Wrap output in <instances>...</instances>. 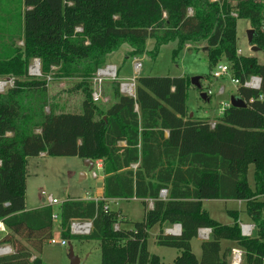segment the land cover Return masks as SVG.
I'll return each instance as SVG.
<instances>
[{"label": "trees", "instance_id": "1", "mask_svg": "<svg viewBox=\"0 0 264 264\" xmlns=\"http://www.w3.org/2000/svg\"><path fill=\"white\" fill-rule=\"evenodd\" d=\"M20 2L23 8L17 18L22 47L0 54V77L14 80L12 87L0 92V221L5 228L0 246L12 248L0 255V264H43L42 246L54 227L52 209L25 210L26 161L42 152L102 161L103 199L63 201L59 224L61 237L68 239L72 219L90 220L92 230L83 237L98 241L100 264H161L160 257L147 248L148 231L155 224L161 225L155 243L178 250L171 264H229L231 247H222L223 240L242 249L241 264H262L264 101L258 96L264 93V65L255 57L237 55L236 22L249 21L254 29L252 45L264 52V3ZM148 40L153 41L150 50L146 49ZM169 42H175L173 58L189 44L205 48L209 66L221 60L229 63L231 77L239 82L236 95L246 107H228L211 127L208 120L189 116L190 78L168 75L137 76L133 97L121 93L115 82L113 102L103 111L94 104L88 80L106 64L109 54L127 44L128 57L148 54L154 59ZM33 58L40 61L42 75L37 78L27 73ZM47 75L80 79L78 87L84 94L80 112H43L45 101L40 96L46 91ZM251 75L262 78L260 90L242 86ZM33 93L39 95V102L30 100ZM119 141L125 145H118ZM249 165L253 166V186L247 181ZM161 190H166L164 198ZM132 197L141 199L144 206L145 199H152V207L145 209L140 221H128L106 207L108 199ZM202 199L244 201V212L254 224L252 235L240 234L237 211H228L233 223H220L202 208ZM115 223L119 225L116 230ZM174 224L180 225L179 234L164 233V228ZM200 228H209L210 233L201 241L197 258L190 241Z\"/></svg>", "mask_w": 264, "mask_h": 264}, {"label": "rangeland", "instance_id": "2", "mask_svg": "<svg viewBox=\"0 0 264 264\" xmlns=\"http://www.w3.org/2000/svg\"><path fill=\"white\" fill-rule=\"evenodd\" d=\"M264 3V0H258ZM23 8L20 0H0V54L18 50L22 47L19 38V23L18 11ZM264 16V11H263ZM264 23V20H263ZM250 23L247 19H237L236 35H237V55L253 54L256 61L264 65V52L262 50L250 51V46L247 42L246 31L250 29ZM262 30V28H261ZM153 41L148 40L146 49L150 50ZM175 47V42H169L162 45L157 56L152 59L148 54H143L139 57L141 67L137 76H186L189 78L199 77L200 89H197L190 83L187 91L186 105L189 113H193L195 117L210 118L214 111L219 112L221 103L229 100V97L236 93V86L231 82L227 75L221 78H213L212 73L215 66H209L206 58V50L203 46L185 45V47L172 57V49ZM129 46L123 44L118 50L107 56L115 61L118 69L117 79H105L100 85L101 99L94 104L103 111L106 103L112 99L113 87L115 82H127L134 75L133 59L125 55L124 50ZM191 48V49H188ZM240 50V52H238ZM33 58L27 67L32 64ZM39 60V59H38ZM107 61V60H106ZM40 62V61H39ZM224 63L229 66V63L221 60L218 63ZM106 63V62H105ZM106 65V64H105ZM104 65V66H105ZM103 67V66H102ZM54 71L56 68L51 67ZM53 73V72H52ZM51 75V74H50ZM46 85V91L40 96L45 101L43 112L59 113V112H80L81 102L84 94L81 88L78 87L80 79L77 78H58L51 76ZM12 78L11 76H2L1 79ZM120 77H125L120 79ZM93 87L92 79L88 80ZM6 89V88H5ZM4 89V91H5ZM222 89V90H221ZM207 93L209 100L200 98V91ZM3 91V92H4ZM92 91V90H91ZM120 91V90H119ZM208 94V93H207ZM39 95L33 93L30 95V100L39 102L36 97ZM207 113V114H206ZM81 173L86 174L85 179H81ZM26 190L25 196L27 205L34 207L37 204H46L42 200L41 194H50L59 202H63L68 197H76L86 193L93 188L94 180L91 173L83 166L82 159L72 156H48L44 158L30 157L26 164ZM247 181L250 186L254 184L253 166H248ZM123 212L130 218L131 221H139L143 216V206L140 203L124 202L122 203ZM52 213L58 215L57 222L54 224L52 236L60 238V227L57 228V223L60 222V204L50 206ZM106 207L109 209L108 204ZM202 207L207 209L210 215L218 222L223 224H231L234 218L229 214L228 210L236 208H244L243 203L224 202L223 200L206 201ZM242 222H246L245 214L241 215ZM129 226V225H127ZM158 225H154L148 231L147 248L150 253L160 257L162 264H171L172 259L178 254V250L171 247L157 245L155 243V235ZM5 231L0 230V236ZM60 235V236H59ZM84 235H72L66 239V245L52 244L46 241L42 246L40 257L43 264H71L68 257L69 244L72 246L74 255L79 259L80 264H100V246L97 240L88 239ZM199 242L198 237L192 241V249L200 256V250H197L196 245ZM69 243V244H68ZM244 261V259H243ZM242 261V263H243Z\"/></svg>", "mask_w": 264, "mask_h": 264}, {"label": "built area", "instance_id": "3", "mask_svg": "<svg viewBox=\"0 0 264 264\" xmlns=\"http://www.w3.org/2000/svg\"><path fill=\"white\" fill-rule=\"evenodd\" d=\"M191 11L189 10V13ZM235 16V14H233ZM262 30H264V23L262 25ZM76 31H80V28H76ZM240 52V50H238ZM141 63L140 60L137 58H134L133 60V69L135 71V75L127 82H119V90L121 93L129 95V96H134L135 93V79L137 77V74L140 70ZM28 75L31 77H40L42 75L41 69H40V62L38 59H34L32 64L29 66L28 69ZM227 75L230 77L231 82L237 87L239 85V82L237 79L232 78L230 75V70L229 67L223 63H217L215 66V70L212 73V76L214 78H221L222 76ZM47 79L50 80V77L47 76ZM92 79V91H91V99L96 102L101 99V90H100V85L103 80L105 79H117V67L112 64H106L105 66L99 68L94 76L91 78ZM14 83V80L10 77L1 79L0 78V92H3L5 88L7 87H12ZM262 78L257 75H251L249 76L243 83L242 86L252 89V90H260L262 88ZM222 90V89H221ZM208 94H211L210 91H207ZM259 100H263L264 96L263 94L258 96ZM230 107L229 101L225 103H221V106L219 107V115H221L225 109ZM210 126L213 127L215 122H209ZM9 135V133L7 134ZM100 168V165L97 164L96 169ZM92 178H97V170L92 169L90 171ZM166 195V190H161L160 191V197L164 198ZM42 199L46 201L49 206L53 204H60L62 202H59L56 200L52 195L50 194H41ZM264 199V195L262 196ZM150 205V204H149ZM53 224H56L58 215L56 213H52L51 215ZM60 222L57 223L56 227L59 228ZM119 228V225L115 223L113 225V229L116 230ZM239 229H240V234L244 237H249L252 235L253 230H254V224L253 223H246V222H239ZM0 230L5 231V228L0 221ZM92 230V224L90 220H83V219H72L69 223V232L71 235H88ZM166 232L170 233L171 235H177L180 233V227L178 224H174L171 227H167ZM210 229L209 228H200L198 230V236L201 239H207L209 237ZM60 236V235H59ZM52 244H58V245H66L67 241L66 239L60 237L56 238L51 236L48 240ZM11 252L10 246H0V255H5ZM243 259V251L242 249L235 247L231 249L230 252V257H229V264H241ZM262 264H264V257Z\"/></svg>", "mask_w": 264, "mask_h": 264}, {"label": "crops", "instance_id": "4", "mask_svg": "<svg viewBox=\"0 0 264 264\" xmlns=\"http://www.w3.org/2000/svg\"><path fill=\"white\" fill-rule=\"evenodd\" d=\"M20 41H21V43H22V40L20 39ZM148 42V41H147ZM146 42V43H147ZM23 44V43H22ZM248 50H250V48H248ZM129 50H128V48H125V50H124V53H125V55H126V53L128 52ZM251 51V50H250ZM240 54H241V52H240ZM111 55V54H110ZM109 55V56H110ZM241 55H243V54H241ZM244 56H252V57H255L253 54H249V55H244ZM133 58H137V59H139V57L137 56V57H133ZM256 58V57H255ZM134 60V59H133ZM223 63V62H222ZM106 64H112V65H115L116 67H117V65H116V63H115V61H113V59L112 58H110V57H108L107 58V61H106ZM224 64V63H223ZM122 78H125V77H120V79H122ZM214 78V77H213ZM215 79H217V78H215ZM233 95H236V93L235 94H233ZM232 96V95H231ZM263 96H264V93H263ZM230 98V97H229ZM209 100V97H208V99H206V101H208ZM229 101V100H228ZM263 101H264V99H263ZM113 102V99H110V101H108V103H106L107 105H106V107H108L111 103ZM105 107V108H106ZM135 110H137V105H135ZM189 112V111H188ZM189 114H192V117H194V118H200V117H195L194 116V114L193 113H189ZM207 114V113H206ZM220 115H219V113L217 112H215L214 111V114L210 117V118H204V119H206V120H208V122H215L216 121V119H217V117H219ZM191 117V116H190ZM163 135H164V137H167L168 136V131L167 130H164V132H163ZM118 145H120V146H124L125 145V143L123 142V141H119L118 142ZM44 157H48V155L45 153V152H42V153H40L38 156H35L34 158H44ZM72 157H76V156H72ZM29 159H30V157H28L27 158V161H26V164H28V162H29ZM83 161V160H82ZM94 162V165H93V168L92 169H94L95 168V170H97V178H93V180H94V184H93V188L92 189H90V187H89V190L86 192V193H84V194H82V195H80V196H76V197H68L67 199H81V200H85V201H88V200H94V201H97V200H100V199H103V184H104V178H105V175H104V173H103V167H102V161L101 160H96V161H93ZM97 164L98 165H100V168H98V169H96V167H97ZM137 165H138V163H135V164H132L131 166H132V168L133 169H135L136 167H137ZM86 178V174L85 173H81V179L83 180V179H85ZM27 182V181H26ZM162 198V197H161ZM66 199V200H67ZM43 200V199H42ZM216 200H223L224 202H234V201H236V202H238V203H243L244 204V208H236V209H230V210H228V211H237V216H238V222H242V220L240 219L241 218V215L244 213L245 214V212H244V210H245V203H244V201H241V200H235V199H202L201 200V204L203 205V203L204 202H206V201H216ZM65 201V200H64ZM124 202H127V203H129V202H135V203H140L142 206H143V216H144V212H145V209H147V208H151L152 207V199H149V198H147V199H145V203H146V205L144 206L142 203H141V199H138V198H136V197H132V198H128V199H108L107 201H106V205L108 204V206H109V209L110 210H112V211H117L118 213H119V216L121 217H124L126 220H128V221H131L130 220V218L123 212V208H122V203H124ZM150 204V205H149ZM43 206H49L48 204H37L36 206H34V207H31V206H28L27 205V200H26V196H25V210L27 211V210H31V209H38V208H42ZM203 209H205L204 207H202ZM206 211H207V209H205ZM208 212V211H207ZM208 214L210 215V213L208 212ZM230 214V213H229ZM143 216H142V218H143ZM210 217H212L211 215H210ZM245 217H246V219H247V221H246V223H252L249 219H248V217L246 216V214H245ZM213 218V217H212ZM214 219V218H213ZM142 220V219H141ZM140 221V220H139ZM155 225H158V228H157V233H158V231L160 230V228H161V225H159V224H155ZM165 230H166V228H164V233H165ZM156 233V234H157ZM156 236V235H155ZM196 237H198V239H199V242L197 243V245H196V248H197V250H200V244H201V241L202 240H204V239H201L199 236H198V234H197V236ZM196 237H194V238H196ZM193 238V239H194ZM193 239L190 241V244H191V249H192V241H193ZM155 241V240H154ZM8 244H6V245H1V246H7ZM221 245H222V247H227V246H229V247H231V249L232 248H235V247H237L236 245H234L232 242H229V241H225V240H223L222 242H221ZM10 246V245H9ZM10 249H11V252H12V248L10 247ZM192 251H193V249H192ZM200 252H201V250H200ZM193 253L195 254V256L198 258V256H197V254H196V252L195 251H193ZM173 260V259H172ZM162 264V263H161Z\"/></svg>", "mask_w": 264, "mask_h": 264}, {"label": "water", "instance_id": "5", "mask_svg": "<svg viewBox=\"0 0 264 264\" xmlns=\"http://www.w3.org/2000/svg\"><path fill=\"white\" fill-rule=\"evenodd\" d=\"M246 36H247V42H248V45L250 46V50L252 51H258L259 48L255 45H252V40H253V37H254V29L250 28L246 31ZM199 77H192L190 78V83L195 86L197 89H200V84H199ZM200 98L202 100H206V96H207V93L203 92V91H200ZM229 103H230V106L232 107H241V108H244L246 107V103L244 102V100L242 98H240L239 96L237 95H232L230 96L229 98ZM189 116H192V114H189ZM83 166L85 168H87L88 172H90L93 168V165H94V162L93 160L91 159H83ZM180 227V225H179ZM166 234H170L168 232L165 231ZM69 244V243H68ZM68 257H69V260H70V263L71 264H80V261L79 259L74 255L73 253V249H72V246L69 244V249H68Z\"/></svg>", "mask_w": 264, "mask_h": 264}]
</instances>
